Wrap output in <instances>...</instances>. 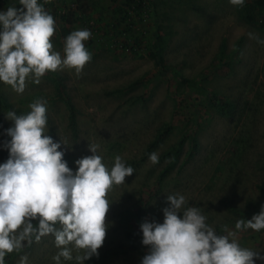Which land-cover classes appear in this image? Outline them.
Segmentation results:
<instances>
[{
	"label": "rangeland",
	"instance_id": "obj_1",
	"mask_svg": "<svg viewBox=\"0 0 264 264\" xmlns=\"http://www.w3.org/2000/svg\"><path fill=\"white\" fill-rule=\"evenodd\" d=\"M38 3L56 22L53 50L63 57L66 37L87 29L92 35L84 43L92 58L79 76L65 69L47 72L39 84L30 78L22 94L0 81V125L12 127L8 111L26 115L31 103L43 99L45 134L67 144L59 150L69 168L76 171L75 161L92 155L89 144H96L109 170L117 155L134 169L125 183L108 192L104 244L98 257L83 264H141L147 248L141 242L140 224L163 222L169 194L185 197L181 214L188 207L199 208L218 235L226 234L224 225L235 231L237 220L260 212L264 44L258 41L264 40V27L245 23L243 6L229 0ZM10 6L22 7L12 0L0 4V12ZM159 36L162 67L149 57ZM66 99L75 108L76 131L70 127ZM214 99L232 106L228 115L219 112ZM2 148L0 134V164L9 158L3 157ZM152 152L159 156L155 165L149 161ZM127 232H140V237L128 241ZM236 238L241 247L264 255V229L237 231ZM58 251L49 234L10 253L5 264H20L25 255L26 264H55L52 257ZM77 254L73 251L74 257ZM61 264L77 262L61 258ZM255 264L264 261L257 259Z\"/></svg>",
	"mask_w": 264,
	"mask_h": 264
},
{
	"label": "clouds",
	"instance_id": "obj_2",
	"mask_svg": "<svg viewBox=\"0 0 264 264\" xmlns=\"http://www.w3.org/2000/svg\"><path fill=\"white\" fill-rule=\"evenodd\" d=\"M229 3L242 7L245 0ZM19 4L22 7L10 6L0 12V81L22 94L30 78L39 84L47 72L67 69L79 76L92 58L84 43L91 32L72 31L65 39L62 57L51 42L56 31L54 17L38 0H19ZM258 42L264 44V40ZM46 103L36 100L26 115L6 114L13 126L6 130L11 139L4 142L9 158L0 164V264H5L7 254L20 252L49 234L59 249L52 257L55 264H61V258L83 264L98 257L109 227L107 194L134 173L119 155L109 170L97 154L96 144H89L92 155L75 161L76 171L69 168L65 153L59 150L61 144H67L45 134ZM149 161L157 164L158 153L152 152ZM185 203L183 195L169 194L167 207L162 209L163 222L144 220L140 224L141 242L147 248L141 264L264 261L261 252L241 247L236 238L237 231L264 229V205L251 219L237 220L235 231L224 225L226 234L218 235L199 208L188 207L181 214ZM73 251L78 253L75 257ZM26 262L27 256H22L20 264Z\"/></svg>",
	"mask_w": 264,
	"mask_h": 264
},
{
	"label": "trees",
	"instance_id": "obj_3",
	"mask_svg": "<svg viewBox=\"0 0 264 264\" xmlns=\"http://www.w3.org/2000/svg\"><path fill=\"white\" fill-rule=\"evenodd\" d=\"M40 1V0H39ZM143 4V1H139L138 3V7H141ZM242 12H243V16H244V21L246 24L256 27V28H261L264 27V0H254L253 2L249 3V2H245L243 7H242ZM79 20H81V18H78ZM161 37H158L157 42L151 47V51L149 53V57L151 59H153L156 63V65L158 66H163V58L161 56ZM211 100L213 102V98L211 97ZM216 103H213V105L219 110L220 113L223 114H229V111L231 109V105L226 104V103H222L218 100H215ZM66 104H67V108L70 112L69 114V123H70V127L76 131V114H75V108L73 106V104L71 103V101L69 99L65 100ZM6 128L3 125H0V134L3 140V148H2V155L3 157H9V151L8 149H6L4 147V142L7 140H10L11 138L9 136L6 135ZM159 138H157L152 144L151 147H154L158 142H159ZM177 152H175V156H176ZM170 168V167H169ZM168 168H166L161 174H160V179L164 177V175L167 173ZM262 193L264 195V189L262 188ZM35 224V222H34ZM140 237V232H127L125 234V238L128 241H132L136 238ZM35 240H33L34 242ZM5 257H8L9 259L12 258L9 254H7Z\"/></svg>",
	"mask_w": 264,
	"mask_h": 264
},
{
	"label": "built area",
	"instance_id": "obj_4",
	"mask_svg": "<svg viewBox=\"0 0 264 264\" xmlns=\"http://www.w3.org/2000/svg\"><path fill=\"white\" fill-rule=\"evenodd\" d=\"M11 1L12 0H0V4L4 5V4L9 3ZM60 13H62V12H60Z\"/></svg>",
	"mask_w": 264,
	"mask_h": 264
}]
</instances>
